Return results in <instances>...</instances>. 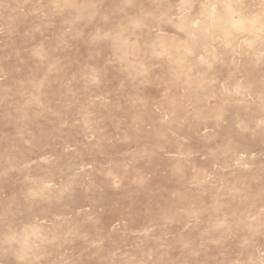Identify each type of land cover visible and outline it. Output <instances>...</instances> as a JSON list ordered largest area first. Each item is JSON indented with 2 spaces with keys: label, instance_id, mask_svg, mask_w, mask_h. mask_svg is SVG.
Returning <instances> with one entry per match:
<instances>
[{
  "label": "rangeland",
  "instance_id": "1",
  "mask_svg": "<svg viewBox=\"0 0 264 264\" xmlns=\"http://www.w3.org/2000/svg\"><path fill=\"white\" fill-rule=\"evenodd\" d=\"M0 264H264V0H0Z\"/></svg>",
  "mask_w": 264,
  "mask_h": 264
}]
</instances>
